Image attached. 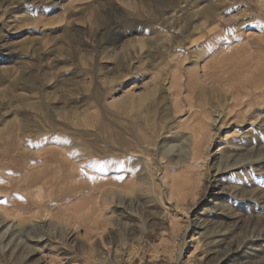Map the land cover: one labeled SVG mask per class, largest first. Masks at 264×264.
<instances>
[{"label": "rangeland", "instance_id": "1", "mask_svg": "<svg viewBox=\"0 0 264 264\" xmlns=\"http://www.w3.org/2000/svg\"><path fill=\"white\" fill-rule=\"evenodd\" d=\"M185 1L0 0V155L5 144L21 147L18 136L23 144L39 151L37 138L53 132L67 137L62 129L69 131L79 152L116 146L120 130L112 122L121 120L114 103L122 98V87L143 95L141 109L152 100L150 90L155 88L157 96L162 95L155 112L136 119L139 130H130L147 152L149 149L151 165L134 176H118L110 170L99 176L103 182L107 178L106 195L119 190L129 192L130 199L112 198L113 202L104 204L98 213L103 226L98 223L96 230L84 228L82 222L74 224L70 240L76 242L70 257L75 260L71 264H84L82 247L99 241L110 243L112 249L118 246L116 257L112 255L106 264H264V104L256 105V100L253 112H248L232 105L231 96L239 85H250L257 67H264V0ZM173 5L175 10L170 9ZM176 57L181 58L179 71L185 84L177 95L184 99L180 98L185 108L175 112L178 121L167 115L166 122L176 125L188 119L189 101L203 106L204 134L199 137L194 161L183 152V125L180 133H156L161 114L168 112L162 109L175 97L170 83L166 82L164 90L162 84L163 77L175 70ZM193 61L199 62L200 74L208 72L206 90L192 82ZM149 136L157 139L150 148L143 145L144 137ZM236 141L240 143L236 145ZM162 145L168 148V155L159 150ZM23 159L18 157L13 166L0 160V214L7 210V224L29 216H16L9 210L17 199L12 194L15 169L23 173ZM164 163H168L166 167ZM118 165L123 169V163ZM144 175L149 182H140ZM9 183L12 188L6 189ZM88 188L86 194H97V190L87 192ZM58 189L59 185L54 187L57 194ZM5 229L0 226V264H55L52 258L63 257L67 251L47 228L30 232L31 236L42 234L40 241L13 228L4 234ZM22 238L25 245H16ZM26 240L31 241L27 247ZM31 246L36 252L27 254ZM53 247L57 248L54 254Z\"/></svg>", "mask_w": 264, "mask_h": 264}, {"label": "bare ground", "instance_id": "2", "mask_svg": "<svg viewBox=\"0 0 264 264\" xmlns=\"http://www.w3.org/2000/svg\"><path fill=\"white\" fill-rule=\"evenodd\" d=\"M183 2H187V1L183 0ZM174 7H175V5L171 6L170 9L173 10ZM166 11L167 10H165L164 13H166ZM221 38H222V36H221ZM167 39H168V37H167ZM261 41H262V39H261ZM166 43H168V41ZM178 46L180 47V45H178ZM179 52H181V51H179ZM199 52H201V51H199ZM130 53H131L132 56L136 55V52H134V51H132ZM174 56H172V57H174ZM199 57L201 58L202 55L199 56ZM214 57H216V56L214 55ZM180 59H178L177 57L174 59L175 70L172 69L173 71H171L169 73V76L163 77V84H162L163 90H164V87L166 88V86H167L166 82H167V84L170 83L169 86H171V88L174 89L175 97L172 96V97H174L173 101L171 100L172 97H171V99H168L170 97H167V99L169 101V105L165 106L162 109L163 111L165 109H167L168 110L167 113L163 112V114H161V111H159L160 114L162 115L160 117V119H162V121H161V123L159 122L160 125L157 124L158 128H157V132L156 133H158V135H161V134L163 135V132L165 133V131H168V130H172L173 132H175V134L176 133H180L181 130H179V129L183 125L184 128L186 129L184 131L185 132V134H184L185 135V145H183V152L185 153V158H187L188 156H191L190 158H192V160H193L197 156L196 153L198 151V141L199 142L201 141V139L199 137L202 134H204V132H203V129H204L203 127L204 126H203V124L201 122L202 121V117L201 116H202V112L204 110L203 106L202 105L192 104L189 101V102H187L188 103V108H189L188 112H189V115H190V117L188 116V119H184V121L180 120V122L176 123V125L175 124L174 125H169V123L166 122V116L167 115H171L172 118H173L172 120H176L177 119V121H178V116L174 115V114H176L175 112H179L180 110H182L183 107H184V104H183L184 103V101H183L184 99L180 97L181 99H183L182 100L183 101L182 102L183 105H182L181 104V99L177 95L178 93H180V91L182 89V86L185 85V84L184 85L182 84L183 81L181 80V77L183 78V74H182L181 71H179L181 69V66L179 65V60ZM128 60H131V59H128ZM191 60H192V57H191ZM198 63L196 61H193V64L191 65V67L193 68V71H192L193 72L192 75H194L193 79L195 78L194 80H192V82L195 81V84L197 85V86L196 85L195 86L196 87H200L199 88L200 90L201 89H205L206 90L207 88L205 87L204 83L207 80L206 76H207L208 72H206V70H205V72H203V74H200V68H199V64ZM128 65L130 66L131 63L129 62ZM128 65H124L123 69L127 70L129 68ZM186 68L188 69L187 66L185 67V70H186ZM257 68H256V72H255L256 75L253 74L254 76H251L252 77L251 78L252 82L250 83V85H248L247 83H246L247 85H245V84L239 85L237 88H235L231 92V96L233 97L232 105L240 106L241 110H242V108H244V111L251 112L252 109H254L253 105H254V102H256V100H257V103H258V104L255 103L256 105L261 106V105L264 104V67L260 66L258 69ZM213 70H214V68H213ZM207 71H208V69H207ZM126 74H124V76L121 75V77L125 78ZM188 76H189V74H188ZM188 76H186V77H188ZM221 76H222V74H221ZM191 78H192V76H191ZM238 78H239V76H238ZM244 78H246V77H244ZM189 81H191V79ZM208 81H210V80H208ZM208 81H206V82L208 83ZM243 82H244V80H243ZM239 84H241V83L239 82ZM190 85H191V83H190ZM193 86H194V84H193ZM195 86H194V88H196ZM125 87H126V85L122 87V88H124L123 92L119 89L120 92H122L123 96L120 95V96H122V98L118 99L119 102L114 103L120 109V112H121L120 123H119V121H118V124H116L117 122L114 123V122L110 121V122H112V124L117 126L116 128H119V130H120V134L119 135L117 134L118 143H117L116 146H110L109 145L107 147L104 144L105 143L104 142L103 144L105 146H101L99 148H92L91 147V149H85V150H82V151L79 152V151L75 150L77 144L73 143L71 141L72 137H70V133H68L69 131L62 129L64 131V133L67 135V137H64V135H59L60 133H58V135H57L56 133L53 132V133H49L48 135H44L43 137L37 138L39 140V147H40V148H38L39 151H34L36 146L33 147L31 144L29 145L26 142L23 144L21 142L22 139L19 136H18V140H19L18 144L21 145V147L16 146L15 144H5L4 147L1 148L2 154L0 155V160H6L9 163L11 162L12 164L11 163L10 164L12 166H13V162L18 157H23L24 158L23 162L21 163L22 166L24 167L23 173L21 174V171L19 172L18 169H15L16 185L14 187L15 191L12 194L16 195L17 199L15 198L14 203H12V205L9 206L11 208L9 210H11L14 213V215H16V216H21V215H24V214L29 215L28 217H24L23 216L21 218L23 220H19L18 219L19 222H17L16 224L14 222H10V224H7V223H9V221L6 218L7 216H4V214L8 215V213H7V210L6 211L4 210L3 211V213H4L3 216L0 214V226H1V228L6 226L4 234L8 231L9 228H11V229L13 228L14 230H17V231H20V232H25V234H29L27 236H30L31 239H36L35 241H40L43 238L42 234L34 235V236L32 235L31 236L30 232L31 231H35L37 229L43 230V229L47 228L46 230L49 229L51 231V233L55 234V236L57 237V240H58L57 242L62 244L64 249L67 250V251L63 252V254H62L63 257H61L60 255H55L56 257L52 258V260L55 262V264H63L64 260H65L64 264H69V263L71 264V262H74V260H75V258L70 257V255H71L70 252L74 249V244L76 242V241L74 242L72 239L70 240V231L74 229V224H77V223L80 224L82 222L84 228H88V229L91 228V229H95L96 230L98 228V226H100L101 223H102V222L99 223V219H100L99 216L100 215H98V213L100 212V210L103 207V205L107 204V202L108 203L113 202L112 198H115L114 200H116V199L117 200H121V199H124L126 197L128 198L129 192L128 193H126V192L122 193V192H119V190H117V189H116L117 191L114 190L113 192H111V194H110L111 196L109 195V193H108L109 196L106 195L104 193V191H103V187H104V183H105L107 178L104 176L106 179H104V182H103V181H101V179H99V176L103 177L102 175H107L109 173V170H110V172L113 171V174H116L118 176L121 175L122 173H126V175H128V176H130V175L134 176V174H136V173H140L141 174L144 169L149 168V165H151V163H149V162H150V160H152L151 157L150 158L147 157V156H150L149 149H148V152H147L146 151L147 148L142 147L138 143L139 140L136 137V134L131 133L130 130H131V128L134 129V131L139 130L138 125L140 123H138L136 119H138L141 115L143 116L144 113L146 115V114L155 112L157 105L160 104V102H161L162 95L161 96L160 95L157 96V94H156L157 89L153 88L152 90H150V93L153 96L152 100L145 107L146 109L145 108L141 109L142 108L141 107L142 103L144 102L143 101V99H144L143 95L139 94L140 93L139 91H138L139 93L136 94L137 92H135L133 89L125 90ZM152 87H154V86H152ZM186 91H187V89H186ZM179 95H181V94H179ZM258 99H259V101H258ZM172 106H173V108H172ZM172 109H174V112H172ZM192 110H193V112H191ZM130 111H133V113L129 114ZM256 111H257V109H256ZM208 113H210V112H208V110H207V114ZM205 116H207V115H205ZM107 118H105V119H107ZM215 121H216V118H215ZM110 125H111V123H110ZM234 125H236V124H234ZM103 128H104V131L107 130V124L106 123L103 124ZM28 129H30V128H28ZM149 129H151V128H149ZM24 132L25 131L23 130V134H24ZM139 132L141 133L143 131L140 130ZM75 133H77V131ZM100 137H101V135H100ZM146 137H147V135H146ZM146 137H144L145 140L143 141V145H145L146 147H149V148H150V146L153 147V145L155 144L157 139L155 140L153 136H149L148 138H146ZM165 137H167V136H165ZM241 137H243V136H241ZM243 138H245V137H243ZM246 138H247V136H246ZM159 139H160V137H159ZM106 140H108V139H106ZM239 143L240 142L237 143V141H236V145L239 144ZM26 144H27V146H26ZM97 144H99V143H97ZM165 145H167V144L165 143ZM259 147H260V144H259ZM26 148H27V151H26ZM143 148H145V149H143ZM188 148H189V152L187 151ZM171 149H172V147H171ZM159 150H161L162 154L165 155L167 153V151H168V148H166V147H164L162 145V147ZM181 150H182V148H181ZM152 153H154V152H152ZM166 155H168V153ZM118 157L122 158V160H123V158H125V159L123 161H118L117 160ZM157 157H158V155H157ZM104 158H108V159L104 160ZM34 160H36V161H34ZM78 160H80V161H78ZM130 160H131V163H130ZM217 161H219V160L217 159ZM78 162H82V163H78ZM118 162H121V164L123 163V169L121 167H119ZM221 163H222V161H220L219 164H221ZM165 164H168V163H164L163 165L165 166ZM158 166H160V165H158ZM130 168H132V169L136 168V171L130 172L132 170ZM191 169H192V167H191ZM159 171H161V170L159 169ZM165 173H166V171H165ZM155 174H156V172H155ZM111 177H112V175H111ZM115 178H116V176H115ZM147 178H146V176H145V178L142 176V178H140V182L141 181L145 182V183L149 182V179H147ZM108 179H110V181H111L110 177ZM6 180H7V178H6ZM117 180H118V178H117ZM155 180H157V179H155ZM93 182H96L95 183V187H93V186L91 187V184H93ZM107 183H108V181H107ZM89 184H90V186H89ZM158 184H159V182H158ZM57 185H59V188H60V190L58 189V194L54 190V187H56ZM124 185L127 186L126 183H124ZM124 185H123V187H124ZM136 185L138 186V184H136ZM120 186H121V184H120ZM139 186H140V184H139ZM168 187H169V185H168ZM170 187H172V185H170ZM5 188L6 189L12 188L11 183L6 185ZM87 188L89 190L87 192L91 193V192H93V190L94 191L97 190V192H95L97 194H94V195L89 194V193L86 194L85 190ZM135 189H137V188L135 187ZM140 190H142V189H140ZM82 191H84L85 194ZM171 192H173L172 189H171ZM140 194H141V192L139 193V195ZM11 196H13V195H11ZM12 198H14V196ZM135 198H138V197H135ZM128 199H130V198H128ZM12 202H13V200H12ZM54 204L56 206L53 208ZM24 219H29V220H31V222L27 223L26 220H24ZM40 219H41V223H38V221ZM84 222H86V224ZM98 223L100 225H98ZM90 225H91V227H89ZM77 226H75V227L77 228ZM102 226H103V223H102ZM13 232H11V233H13ZM89 233H88V236L90 238L91 233L90 234ZM98 233H99V231H98ZM98 233H96V235ZM18 234H17V237H18ZM100 234H101V231H100ZM7 235L8 234H6V236ZM12 235L13 234H11V236ZM99 237L100 236H98V238ZM257 238H259V237H257ZM247 239L250 240V238H247ZM87 240H88V238H87ZM27 241L31 243L30 240H26V246L25 247L29 246ZM197 242H199V241H195V242L192 241V243L195 244V245L197 244ZM22 243L25 245V243L23 241V238H22V241L17 243L16 245H20L21 244V246H24V245H22ZM13 244H14V242H13ZM32 245H34V244H32ZM78 245H77V247H78ZM88 246L89 247L83 246L82 249H81L82 252H83V253L82 252L81 253L83 254V258L82 259L85 262L84 264H106L105 262H108L112 255L116 257V254L118 252V246H116L115 248L112 249V245L110 246V243H105L103 241H99V244H97L95 246H94V244L92 242H90V244ZM4 248H5V246H4ZM32 251H35L34 248H32V246L28 247L27 254L31 253ZM51 252L52 253L53 252H57V248L53 247ZM178 252H180V249H179ZM1 255L2 254H0V257H2ZM191 263H193V264H202L201 262H197L196 263L195 261L191 262ZM116 264H120V263L118 262Z\"/></svg>", "mask_w": 264, "mask_h": 264}]
</instances>
